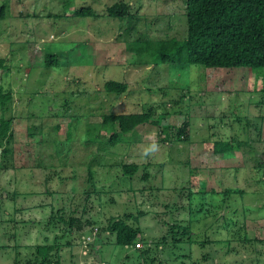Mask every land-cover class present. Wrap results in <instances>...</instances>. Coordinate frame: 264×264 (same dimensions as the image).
Wrapping results in <instances>:
<instances>
[{
    "label": "rangeland",
    "instance_id": "obj_1",
    "mask_svg": "<svg viewBox=\"0 0 264 264\" xmlns=\"http://www.w3.org/2000/svg\"><path fill=\"white\" fill-rule=\"evenodd\" d=\"M118 1L0 0V56L11 67L0 84L14 93L13 139L0 142L11 151L0 150V264H40L35 249L47 244L58 264H264V68L141 65L133 41L185 38L184 0H123L133 17H106ZM82 4L105 16L69 17ZM50 54L58 66L46 67ZM109 80L129 93H106ZM155 103L168 111L157 126L103 150L86 142L105 115ZM186 120L189 140L177 134ZM232 139V152L215 155ZM132 163L135 176H121ZM58 210L78 220L71 233L51 221ZM118 217L141 228L148 246L136 249L148 256L106 231Z\"/></svg>",
    "mask_w": 264,
    "mask_h": 264
},
{
    "label": "trees",
    "instance_id": "obj_2",
    "mask_svg": "<svg viewBox=\"0 0 264 264\" xmlns=\"http://www.w3.org/2000/svg\"><path fill=\"white\" fill-rule=\"evenodd\" d=\"M72 1L85 3V0ZM184 3L187 32L184 39H140L130 43L128 50L130 53L136 54L141 65L153 64V61L156 65L183 61L187 65H201L206 69L264 68V0H184ZM6 8V5L0 8V20L6 18ZM104 16L105 14H100L90 4H82L75 6L69 17L99 18ZM106 17L119 20L133 17L131 4L121 0L108 6L106 8ZM59 64V56L56 54L46 55L45 65L47 68L58 66ZM10 69L7 58L0 56V70L9 71ZM129 87L126 82L109 80L105 82L103 88L108 94L124 95L129 93ZM13 96L14 93L10 86L5 87L0 84V111L2 112L0 116V142L6 139H13L12 134L9 137L13 120L5 119V114L9 111ZM161 109L162 104L155 103L154 106L150 105L147 110L140 113H112L105 115L100 125H97V136L89 135V131L86 129L87 135L90 137L86 142H90L91 145L97 143L100 146V150L101 148L102 150L104 149V143H107L108 146H115L120 143L123 136L136 132L142 126H157L156 117L159 115L164 116L168 113L166 110L165 113L160 114L159 111ZM189 126L190 124L186 120L179 128L177 134L180 139L189 140ZM104 133L107 135H104ZM233 143V139L230 142L217 141L214 144L215 155L232 152L234 149ZM10 144H12L11 141ZM0 150H2L3 156L11 153L8 148L3 149L0 147ZM121 168V176L132 178L140 170L141 166L132 163L122 164ZM230 190L226 192L230 194ZM60 212L61 210H58L55 214L52 213L51 221L59 218V222L64 224L65 230H67L65 234L67 232L71 233L77 223L79 224L78 220L73 217L64 218L59 215L61 214ZM140 214L144 215L143 213ZM124 216L134 218L130 215ZM215 217H217L216 214ZM126 219L122 217L111 218L106 231L116 236L118 245L128 248L133 247L134 249L141 244L148 246V242L142 236L141 228L129 225ZM190 228L191 225L188 229ZM184 233H187V229ZM59 238L61 236L56 237V239ZM163 240H167V237H164ZM96 242L100 243L98 241L94 243L96 244ZM196 243L201 247L205 245L204 241H201V244H198L199 242ZM35 250L39 259H41L40 264H58V261L53 259L59 254V248L56 245H42ZM136 250L142 251L141 249ZM150 250L149 248L143 250L142 257L148 256ZM52 260L55 262H52ZM205 260H207V256H203V261Z\"/></svg>",
    "mask_w": 264,
    "mask_h": 264
},
{
    "label": "built area",
    "instance_id": "obj_3",
    "mask_svg": "<svg viewBox=\"0 0 264 264\" xmlns=\"http://www.w3.org/2000/svg\"><path fill=\"white\" fill-rule=\"evenodd\" d=\"M89 239H91V238H89ZM142 245H137V248H140Z\"/></svg>",
    "mask_w": 264,
    "mask_h": 264
},
{
    "label": "clouds",
    "instance_id": "obj_4",
    "mask_svg": "<svg viewBox=\"0 0 264 264\" xmlns=\"http://www.w3.org/2000/svg\"><path fill=\"white\" fill-rule=\"evenodd\" d=\"M153 149H155V145H153Z\"/></svg>",
    "mask_w": 264,
    "mask_h": 264
}]
</instances>
